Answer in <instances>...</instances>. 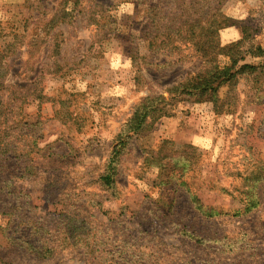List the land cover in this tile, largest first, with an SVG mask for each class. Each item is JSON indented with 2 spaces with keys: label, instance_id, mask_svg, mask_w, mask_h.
Listing matches in <instances>:
<instances>
[{
  "label": "rangeland",
  "instance_id": "1",
  "mask_svg": "<svg viewBox=\"0 0 264 264\" xmlns=\"http://www.w3.org/2000/svg\"><path fill=\"white\" fill-rule=\"evenodd\" d=\"M210 2L0 0V99L20 119L0 170V264H264L263 75L221 86L219 111L183 100L129 132L115 184L100 181L141 99L208 68L162 25ZM222 11L238 23L220 44L243 37V62H263L246 50L264 49V0Z\"/></svg>",
  "mask_w": 264,
  "mask_h": 264
},
{
  "label": "trees",
  "instance_id": "2",
  "mask_svg": "<svg viewBox=\"0 0 264 264\" xmlns=\"http://www.w3.org/2000/svg\"><path fill=\"white\" fill-rule=\"evenodd\" d=\"M223 3L224 0H211L205 10L203 9L206 6L200 4L202 9H199L200 14L196 18H191L187 15L181 16L180 13L179 15L172 14L169 19L163 22L162 27L165 29L163 31L164 34L168 37L175 35L181 42L187 40L190 44L195 46L197 53L204 60V63L209 66L204 69V71L197 72L191 78L184 80L176 86L168 88L166 90L169 94L168 97L163 95H147L141 99L127 121V128L124 131L125 134L118 136L105 173L100 177V181L104 186L111 187L116 182V164L125 148L129 132L139 134L146 127H150L159 118L172 115L175 105L183 100L192 99L194 102L210 101L213 103L214 109H218L219 111L221 108V104L219 103H221V101H219L217 92L221 86L226 84L227 86L233 87L237 76L242 74H260L264 76V61L256 65L243 62L244 56L242 53L244 52L240 50L243 37L235 43L232 42L226 45L220 44L218 37L219 30L238 23H235L233 19L223 13ZM150 7L157 8L158 6L151 5ZM66 15L67 13H63V15H61V20H64L63 18ZM155 29L156 31L161 29L159 24L155 26ZM247 52L255 56L264 57V49L260 46H255L253 50L248 48L246 50V53ZM221 54L228 55L230 58V63L223 67L216 63V57ZM3 58L4 53L0 52V59ZM135 59L136 57L133 55L132 63L135 62ZM240 61H242V63H239ZM137 77L139 76L136 75V78ZM2 89L3 82L0 81V91ZM12 112L13 109L9 108L8 105L4 104L0 99V155L6 156L5 158H0V170H2L1 168L7 159L14 157L13 152L16 151V134L14 135V132L20 127V119H17V114L12 115ZM164 152L165 151L162 152L161 148L159 153H154L153 155L155 158L152 162L156 163L159 169L164 166L162 161L168 160ZM176 163H179L182 168L185 169V163H182L180 160ZM252 173L253 171L250 172V175ZM257 179L259 178L254 177L253 183L258 182ZM252 187L254 189L256 184ZM253 194V192H249L248 199L245 201V208L247 209L258 205L257 199Z\"/></svg>",
  "mask_w": 264,
  "mask_h": 264
}]
</instances>
